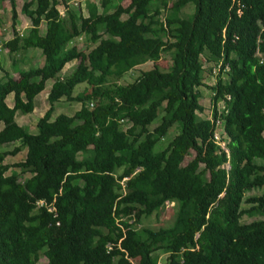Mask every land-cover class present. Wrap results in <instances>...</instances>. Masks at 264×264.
Returning <instances> with one entry per match:
<instances>
[{"label":"trees","instance_id":"trees-1","mask_svg":"<svg viewBox=\"0 0 264 264\" xmlns=\"http://www.w3.org/2000/svg\"><path fill=\"white\" fill-rule=\"evenodd\" d=\"M3 2L12 36L2 45L11 55L37 49L43 65L19 71L13 59L16 79H0V264H158L161 254L165 264H264V0H130L112 12L102 0L87 17L32 0L21 8L31 23L23 36L16 0ZM47 84L32 134L16 118ZM62 99L80 109L53 118ZM23 149L22 162L4 163ZM168 202L170 226H140Z\"/></svg>","mask_w":264,"mask_h":264},{"label":"rangeland","instance_id":"rangeland-1","mask_svg":"<svg viewBox=\"0 0 264 264\" xmlns=\"http://www.w3.org/2000/svg\"><path fill=\"white\" fill-rule=\"evenodd\" d=\"M32 0H16V10L18 12V17H17V21L15 23V27L16 28H24L27 27L28 24L31 25L30 21L28 20V18L23 15L21 13V8L23 6V4L25 2H30ZM101 1L102 0H92V3L95 4V7L93 8V13L97 14V13H101L102 12V5H101ZM60 2V6L58 7V10L63 13V15H65L68 10L69 11H76L77 13H79L80 11L82 12L83 6L84 4L80 3L79 0H59ZM130 0H125L123 3V6H127L129 4ZM117 3V0H111L110 3V9L109 12H112L115 5ZM83 13V12H82ZM184 13L186 15H192L194 13V6L189 5L187 6V8L184 10ZM86 14V11L84 9V13L83 15ZM15 28V29H16ZM27 30H25L24 35L27 33ZM12 36V30H11V13H10V5L8 2H3L0 4V40H5V39H10ZM85 41L84 38L79 40L78 46L82 45ZM89 44V43H88ZM89 45H92L91 43ZM94 45V44H93ZM32 51V50H30ZM6 52V51H5ZM4 50L0 49V79L4 76V74L7 73H13L14 68L12 65L13 59L11 58L12 55H10V53H5ZM14 58L16 59V63L18 65V69L19 71H26L27 69H30L31 67L33 68H39L43 65V60L41 57H39L38 59L36 58L34 59H29L27 61V63H22L20 61V58H23V53L22 50L16 52L14 55ZM36 57V56H34ZM33 57V58H34ZM11 58V59H10ZM25 58V57H24ZM23 58V60H24ZM27 59V57H26ZM160 66V68L166 69L170 66L171 64V57L170 54L166 53L165 55H163V57L157 62ZM152 63H146L132 71H130L129 73H127L118 83L119 84H129L132 83L135 78H137L140 73L142 71H148L152 68ZM72 66H74V62L72 64H67L63 71L61 73H63V76L66 75L67 73H69V68H71ZM16 75L15 77H13L14 79H16ZM214 81V77L211 75L206 74L205 78H204V83L206 86H211V84ZM50 87L49 84H47L46 86V90L45 92H42L40 94V96H37L35 99V108L33 110L32 113L28 114V115H17L16 121L20 126H24L28 132L34 134L37 132V128H36V122L37 120L43 116V111L44 109H46V104L47 99L45 98V94L48 93V88ZM84 85H79L75 88L73 95H76L79 91H81L83 89ZM208 91L209 89L207 87H201V92L204 95V113L203 116H205L206 118L212 117L211 114V108H209V100H208ZM11 100H13L12 95H10ZM45 106V107H44ZM48 106V104H47ZM80 109V104L78 103H71V102H67L65 99H62L61 101H59L54 108V113H53V118L56 117L58 114H64L67 116H72L76 111H78ZM158 121V120H157ZM3 125L0 123V130L2 129ZM177 133V128L172 129L169 134L161 141V143L156 147V151L158 150H162L164 149L167 144L172 140V138L176 135ZM223 137V132L222 130H217L215 133V138L216 141L221 140V138ZM19 143H15L12 146L5 148V150H12L13 147L18 146ZM221 147L224 148V143H220ZM0 150H4V149H0ZM25 155H26V151L23 149L20 153H18L15 156H8L5 158L4 163L7 165H12L18 162H22L25 159ZM187 160L189 161V159L187 158ZM228 168V166H226ZM13 170L16 169H10L7 174H10ZM27 177V176H26ZM263 193V190L261 191H254L250 194L246 195V198H250V197H254V196H260ZM249 205L246 203L242 204V209H248ZM176 210L175 204L172 202H168L166 203V206L163 208V210L159 213V214H153L151 217H149L146 220H143L141 223V227H149L152 228L154 230L159 229V228H166L168 226H170L173 221H174V212ZM257 219H261V218H248L247 216H242L241 218V222L242 223H249L251 221L257 220ZM166 256L167 255H160L159 257V261L158 264H165L166 263Z\"/></svg>","mask_w":264,"mask_h":264},{"label":"crops","instance_id":"crops-1","mask_svg":"<svg viewBox=\"0 0 264 264\" xmlns=\"http://www.w3.org/2000/svg\"><path fill=\"white\" fill-rule=\"evenodd\" d=\"M124 1L125 0H121V1H119V2H117V4H119V6L120 7H122V8H125V7H127V6H123V3H124ZM79 2L80 3H82V4H84V6H83V9H82V12L84 13V9H85V11H86V14H84L83 15V13H82V15H83V17H87L88 16V3H91V5H92V12H93V8L95 7V4H93L92 3V0H79ZM130 3V2H129ZM29 28H31V25L30 24H28L27 25V27H24V28H16V32L19 34V36H23L24 35V32H25V30L26 29H29ZM40 29H41V31H44V29H45V23H42L41 24V26H40ZM81 39H83V36H81ZM8 39H5V40H0V49L1 50H4V52L6 51L7 53H9L8 52V50L2 45V41L4 42V41H7ZM31 49H29V50H26V51H24V50H22V53H23V58H24V60H23V58H20V61L22 62V63H27V61L31 58V59H38L39 57H41L42 58V60H43V57H42V55H41V53H40V51L39 50H37V49H33L32 51H30ZM5 52V53H6ZM11 55V54H10ZM14 55V54H13ZM12 55V59H14L15 60V64H16V66L18 67V65H17V63H16V59L14 58V56ZM34 56H36V57H34ZM26 57H27V59H26ZM34 57V58H33ZM10 58V59H11ZM73 63V62H72ZM71 63V64H72ZM28 70V69H27ZM12 78L13 77H15V74H16V72H13V73H8ZM14 79V78H13ZM46 90V89H45ZM45 90L44 91H42V92H45ZM48 90H50V87L48 88ZM41 92V93H42ZM40 93V94H41ZM48 93H49V91H48ZM48 93H46L45 94V98L44 99H47V95H48ZM40 94L38 95V96H40ZM12 98H13V96H12ZM6 104H7V106H9V107H12L13 106V100H11V98H10V95L9 96H7V98H6ZM48 104V103H47ZM47 104H46V109H44V113L46 112V110L48 109V107L49 106H47ZM45 107V106H44ZM43 113V114H44Z\"/></svg>","mask_w":264,"mask_h":264},{"label":"built area","instance_id":"built-area-1","mask_svg":"<svg viewBox=\"0 0 264 264\" xmlns=\"http://www.w3.org/2000/svg\"><path fill=\"white\" fill-rule=\"evenodd\" d=\"M61 15H63V13H60ZM93 105L92 104H90V107H92ZM220 106V108H222V105H219ZM214 138H215V135H214ZM215 140H216V138H215ZM219 145H220V141H216ZM221 146V145H220ZM222 148V147H221ZM223 150H224V148H222Z\"/></svg>","mask_w":264,"mask_h":264},{"label":"clouds","instance_id":"clouds-1","mask_svg":"<svg viewBox=\"0 0 264 264\" xmlns=\"http://www.w3.org/2000/svg\"><path fill=\"white\" fill-rule=\"evenodd\" d=\"M61 13V12H60ZM61 15V14H60ZM61 16H64V15H61ZM79 40H81V39H79ZM70 69V68H69ZM89 107H90V105H89ZM93 107V106H92ZM92 107H90V108H92ZM216 133V132H215ZM215 135V134H214ZM220 141V143L222 142L221 140H219ZM222 143H224V142H222ZM219 145V144H218ZM220 146V145H219ZM221 147V146H220ZM222 149V148H221ZM224 150L226 151V149H225V143H224Z\"/></svg>","mask_w":264,"mask_h":264}]
</instances>
